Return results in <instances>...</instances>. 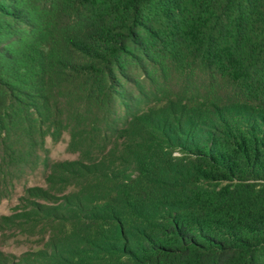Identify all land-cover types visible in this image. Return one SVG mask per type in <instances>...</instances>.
I'll return each instance as SVG.
<instances>
[{
	"label": "trees",
	"instance_id": "1",
	"mask_svg": "<svg viewBox=\"0 0 264 264\" xmlns=\"http://www.w3.org/2000/svg\"><path fill=\"white\" fill-rule=\"evenodd\" d=\"M39 167L13 264H264V0H0V183Z\"/></svg>",
	"mask_w": 264,
	"mask_h": 264
},
{
	"label": "rangeland",
	"instance_id": "2",
	"mask_svg": "<svg viewBox=\"0 0 264 264\" xmlns=\"http://www.w3.org/2000/svg\"><path fill=\"white\" fill-rule=\"evenodd\" d=\"M67 137L68 136L65 135V139L59 142H54L48 137L47 146L49 147L50 158L52 161L75 160L77 158L76 154L67 150ZM43 184L44 176L42 167L24 175L21 179H15L13 186L0 183V264L19 263L26 251L38 247L35 244L25 242L23 240L24 237L20 235H10L12 234L13 229L10 228L11 226L7 228V225L3 224V220L4 217L9 219L14 213L22 210L23 198L30 197L27 192L28 187ZM27 256L30 258L33 257V255Z\"/></svg>",
	"mask_w": 264,
	"mask_h": 264
}]
</instances>
